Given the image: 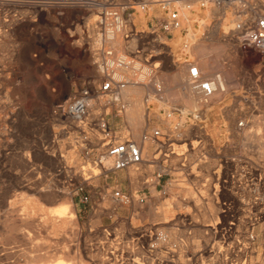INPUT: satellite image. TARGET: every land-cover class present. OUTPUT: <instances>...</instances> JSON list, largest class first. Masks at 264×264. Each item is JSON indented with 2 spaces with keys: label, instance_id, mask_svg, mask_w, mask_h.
Instances as JSON below:
<instances>
[{
  "label": "rangeland",
  "instance_id": "374dc122",
  "mask_svg": "<svg viewBox=\"0 0 264 264\" xmlns=\"http://www.w3.org/2000/svg\"><path fill=\"white\" fill-rule=\"evenodd\" d=\"M150 1L156 0H0V103L5 106V104L12 101L11 98L14 95L18 94L21 102L29 104L30 100L24 99L25 97H22V93L28 95L30 90L35 87L37 88L35 98L38 104L37 138L32 141H22L16 145L3 144L4 150L14 149L16 151L17 149L18 153H15L14 157L0 159V264H26V257L19 254L20 252L18 253V237H26L28 239L25 238L22 243L26 244L23 248L27 252L29 251L30 255L45 254L49 259V264H66L67 262L69 264L71 261L70 264H73L75 260H83L85 264H102L104 251H102L101 246L109 244L114 249L117 248L119 243L116 240L114 242L108 240L109 243H107L103 236V231L106 229H114V231L115 229L116 231L120 229L122 232H127V234L123 233L127 240L123 239V242L119 243L121 245L118 247L124 249V252H127L129 248L133 250L135 254H133L132 258L139 263L149 259V253L142 248V244L144 242L147 243V240L139 236L141 232L143 234L147 230L154 232L155 236L153 239H156L158 234H164L169 237L172 243L180 244L178 253H176L175 264H190L196 258H206L210 255L212 247H219L222 245L221 241L233 239L232 235L226 236V238L220 237L222 232L220 228L217 229V233L214 230L215 224L222 217L221 211L223 208L221 198L216 196L218 194L216 193L218 192V185H216L218 180L217 175L215 176L213 171L220 168L221 162L219 158L215 156L212 158L209 156L210 153H207L209 149L206 148L208 144L206 143V138L208 137H206L203 129L196 128V130H190V132L188 130L186 132L185 136L189 140V146H181L180 144L174 146L177 154L185 153L188 150L189 165L190 163H195L193 164V173L189 179L175 181L174 188L167 198H162L157 192H154L153 197L148 199L146 205L135 206L134 213L130 214L127 211L129 210L128 208H119L117 210L119 216L131 218V215H134V217H137L138 223L135 226L140 228L139 232H134V240H132L131 236L128 238L130 227L126 222L127 220H116L112 213H108L103 209L111 208L110 206L113 203L108 202V200L101 203L98 202L90 218L88 211L82 207H80L81 211L77 212L76 198L84 194L92 196L94 188L99 185L104 186L106 182L105 174H102L96 163V157L102 151V144L98 141L99 133L96 130L94 135L93 131L83 133L77 128L78 122L74 123L68 120L63 115L65 114L63 112H66L74 95L85 82L83 81L85 79H83V76H91L93 77L91 78L92 80L100 81L101 79V74L94 64L98 60L96 53L101 36L97 21L103 9L109 5L120 8L122 5L131 4V6L135 7V11L133 10L131 13H133L132 21L135 24L136 31L148 32L147 22L150 17L146 18L138 5L139 3ZM255 2L258 10L264 13V0H256ZM152 8L153 11L150 14L160 17L161 12L158 4L152 6ZM224 11L229 17L232 15L231 17L235 19V9L233 7L225 8L220 12L213 8L209 9V11L202 10L199 18H196L199 24H197L194 32L185 37L180 32H177L175 37H170L165 42L170 46V51L174 55L176 64L174 68H178L182 66L185 54L189 56L190 60L197 62L196 56L191 54L193 37H204V35L208 37L211 30L218 29L216 40L224 47L223 53H226L220 57L211 54L210 63L215 66L217 73H221L226 78L227 82L230 79L225 72L231 73L232 70L235 72L234 80L228 83V92L218 102L219 106L224 103L228 105L227 101L222 102L223 99H236L239 95L244 101L242 107L245 108L248 121L250 122V125L243 132L244 139L240 144L242 149L239 143H236L237 150L223 149L221 151L220 147L218 151L229 156H234L237 153L242 154L241 162L249 173L246 175L249 183H246V190L241 193H243L246 202H250L257 196L264 197V59L253 53L244 55L238 49L236 41L232 38V30H226L220 25L223 21ZM233 26H235V20ZM130 29L129 23L126 31ZM132 38H135L133 40L135 42L131 41ZM132 38L130 40L131 47L138 43L136 36ZM184 38L190 41L188 49L184 48L185 42H181ZM116 40L119 41L121 47L119 45L115 46L116 41L111 42V45L109 44L108 46L114 48L117 52H125L127 42L124 34H118ZM32 56H35L36 59L30 60ZM172 59H167L165 62L166 68L171 65ZM135 64L136 68H138L137 62ZM174 68H169V70L175 71ZM150 69L152 68L143 65L138 77L145 76L147 79H144L148 82ZM12 70L14 72H11ZM32 70L37 73L35 74L36 79L33 78ZM206 72H208L207 69H204L205 74ZM124 75L130 79L135 78L133 69L126 71ZM156 82H158V79ZM158 83L161 82L159 81ZM161 86L162 92L160 94L153 93L154 83H152L151 87L144 90L143 103L149 113L147 118L148 116L151 117L148 124L153 123L155 126L159 123L158 119H164L170 106L167 104V93L162 84ZM146 91L149 92V97H147ZM180 91L178 85L174 87L172 98L175 97L177 99ZM162 95L165 98L164 100L160 99ZM123 102L125 101L123 100ZM196 104H192V108ZM58 105L63 107L59 111L56 110ZM97 107L99 106L97 105ZM199 107L201 108V104H199ZM202 108L205 110L204 117L209 106L202 105ZM90 110L91 115L89 118L91 120L94 118V114L103 112L100 108H91ZM6 112L7 110L3 111L2 118L8 117ZM107 112L110 114L108 118H114L115 127H112L121 137L127 138L130 136L134 140L138 139V142L141 140L142 133L147 129L148 124L139 129L137 135H135L133 133L134 130L128 125L125 112H118V110L113 109ZM48 125L49 134L47 133ZM205 125L206 123L204 122L203 126ZM158 128L163 132L168 130L162 125L158 126ZM219 130V128L217 131L214 127H209V131L215 137L221 133ZM215 131L217 132L215 133ZM88 140L93 141L90 144L94 145V148L91 155L85 158V147L89 144ZM218 142L220 141L217 140L216 143ZM48 152L49 154H47ZM176 156L174 155L173 157L174 163L180 161L179 157ZM130 173L136 175L133 169H131ZM123 174L121 176L124 177L125 172ZM109 176L111 179L108 181L117 180L118 177L115 174ZM69 178L73 179L74 183L71 184ZM26 183L28 184L25 185ZM123 183L124 187H127L126 182ZM36 184L38 186L44 184L41 187L47 185L49 190L56 189L61 192L63 190L64 193H59V195L71 202L73 213L76 216L75 220L69 223L68 219H65L66 224H62V229L60 227L49 228V222L55 223V220L49 218V211L53 209L49 208V205L55 207L53 205L57 203L49 204V200L44 201L42 198L35 203L30 202L31 198L29 195L32 192H30L28 187H37ZM79 187H81V191ZM187 190L193 192L190 194L187 193ZM255 191L256 193H254ZM53 193L55 192L53 191ZM233 193V197H235V192ZM192 194L193 197L197 198L191 197ZM165 203L172 204L175 208L172 210L175 215L170 222L164 224L163 220L160 219L161 217L146 215L151 210L160 211L161 207H165ZM21 208L29 210L33 208L37 210L39 208L35 211V218L33 219L35 225L33 228L28 227V229L19 231V226L17 227V225ZM234 208L238 209L236 206ZM214 210H216V216ZM251 211V209L246 208L247 218L252 216ZM45 212L46 214H44ZM209 212L212 213L209 214ZM209 215L210 218H208ZM261 228H256V232L259 233L262 230ZM28 231L30 234H27ZM6 234H8L6 236L7 239L5 237ZM27 236L31 239L36 237L34 241H37V243L33 240L31 241ZM260 236L262 239L263 235L261 234ZM222 238L225 240H221ZM128 240L129 242L127 243ZM12 241L13 243L17 242V245L16 243L13 244ZM38 241L41 242L39 243ZM31 242L33 243L31 244ZM124 242L126 243L124 244ZM26 246L27 248H25ZM104 249H106V246ZM154 255H164V253L158 252L154 253ZM128 256L125 254V257ZM11 257H17L18 260L21 259L22 261L17 260L16 263V259L14 258V261ZM32 264L39 263L33 262Z\"/></svg>",
  "mask_w": 264,
  "mask_h": 264
},
{
  "label": "built area",
  "instance_id": "2783aa9c",
  "mask_svg": "<svg viewBox=\"0 0 264 264\" xmlns=\"http://www.w3.org/2000/svg\"><path fill=\"white\" fill-rule=\"evenodd\" d=\"M255 1L156 0L139 3L138 6L145 17H150L147 22L148 32L136 31L132 21L133 13H131L135 7L131 4L122 5L120 8L109 5L103 9L97 21L101 36L96 53L98 60L94 64L101 74V79L100 81H85L63 115L74 123L78 122L77 128L83 133L93 131L94 135L95 130L99 133L98 141L102 144V151L97 155L96 163L102 174H105L106 180L111 179L109 176L111 174L116 175L125 172L127 179L130 182L137 181L138 185L137 190L130 194L125 193L119 185L116 187L106 186V188L95 187L94 198L87 194L80 196L81 203L89 207L90 213L95 211L98 202L110 200L113 203L111 208L104 209L115 216L119 208H131L133 204L146 205L148 199L153 197L150 192L152 189L160 197L167 198L178 178L181 180L189 179L195 163L189 165L188 150L181 153L182 155L177 154L174 145L185 144L189 146V140L185 136L186 132L196 130V128L203 129L205 110L202 105H209L216 93L226 94L228 92L227 86H225L226 80L221 73L209 76L202 74L196 62L190 60L189 56L185 54L183 64L188 66V83L199 99L201 108L197 106L193 109L169 107L164 119H158L160 124L164 122V127L168 129L167 132H163L158 127H148L142 133L139 142L130 136L121 137L108 121L110 114L107 111L110 109L118 110V112L126 111L127 103L123 102L122 96L124 90L130 85H144L149 88L154 83L153 91L159 94L162 92V86L156 82V76L165 69V62L168 58H173L170 66H176L174 55H172L171 48L165 40L175 37L177 32H180L183 37L194 32L197 24H199L196 18H199L202 10L233 7L235 9V26L231 33L238 49L244 55L253 53L264 59V13L258 10ZM156 4L160 8V17L150 14L153 11L152 6ZM129 23L131 29L126 31ZM120 33L124 34L127 46L131 45L130 40L133 36H136L137 44L141 43L142 46L137 47L135 52L131 53L117 52L108 45L114 42ZM134 39L132 38L131 41ZM181 42H185L184 48H189L190 41L188 39L184 38ZM135 62L140 63L138 68H136ZM143 65L152 68L148 74V82L138 77ZM130 69L134 71V79L124 75ZM237 97L240 98V96ZM11 100L10 103L5 104L4 111L7 110L9 121H15L16 115L26 102H21L18 94L14 95ZM241 102L244 103L243 100ZM62 108L58 105L56 110L59 111ZM91 108H100L103 112L94 114V118L91 120L89 118ZM241 111L246 112L244 107H241ZM245 115L237 122L236 131L239 133L244 132L246 127L250 125L247 112ZM90 135L92 136L91 133ZM160 138L164 140H160ZM87 142L89 144L85 147V158L91 155L94 148V145L90 144L93 142L92 140ZM150 143L156 144L157 148L152 155L148 156L145 145ZM224 149L237 150V145L236 143H228ZM174 155L179 157L180 161L177 163L173 162ZM218 158L221 165L220 168L214 169L213 174L217 175L218 192L216 193L218 194L216 196L221 198L223 209L221 211L222 217L215 224L214 230L217 233V229L220 228L222 230L220 237L226 238V236L232 235L233 239L229 241L222 238L221 240L225 241L220 240L221 246L212 247L208 257L196 258L190 264H264V197L257 196L252 201L246 202L243 193H241L246 190V183H249L246 177L249 173L241 162L242 154L237 153L234 156H229L220 152ZM131 169L136 172V175L130 173L129 170ZM177 173L180 176H175ZM69 182L74 183L71 178H69ZM79 190L81 191V187ZM233 192H235V197H233ZM235 206L238 209L234 208ZM246 208L252 210L250 218L246 217ZM258 227H262L259 233L256 232ZM138 230L139 228L130 229L128 238L131 236L134 240V232ZM123 233L127 234L120 229L117 231L116 229L115 231L114 229H106L103 231V236L107 243L110 240L122 243L123 239H126ZM261 234L263 235L262 239ZM139 236L147 240V243L142 244V248L149 253V259L142 263L136 262V259L132 258L135 252L129 247H127L129 250L124 252V249L118 247L121 245L119 243L114 249L109 244H105L101 246L105 255L102 264H175L179 243H172L169 237L164 234H158L156 239H153L154 232L148 230L144 231L143 234L141 232ZM137 242L140 243L139 240ZM105 246L106 249H104ZM158 252H162L164 255L155 256L154 253ZM125 254L129 256L125 257Z\"/></svg>",
  "mask_w": 264,
  "mask_h": 264
},
{
  "label": "crops",
  "instance_id": "0c3cea01",
  "mask_svg": "<svg viewBox=\"0 0 264 264\" xmlns=\"http://www.w3.org/2000/svg\"><path fill=\"white\" fill-rule=\"evenodd\" d=\"M142 44H137L135 46H127L126 43V49L125 52L127 53H131V52H135L134 50L137 47H141ZM35 60L36 57L32 56V58H30V60ZM31 63H33L31 61ZM173 66H167V68L165 70H162L159 72V74L156 76V80L158 79V82L160 81L163 85V87L165 86L164 81L166 79H172L174 77V75H176L178 72H182L185 74L186 80L188 79V66L182 64V66H179L178 68H174L175 71L173 70H169V68H172ZM183 67V68H182ZM35 68V67H34ZM12 72H14L12 70ZM32 75L34 74L33 78H35V74L36 71L32 70L31 71ZM217 73L216 69H213L212 73L210 74H204L206 76L209 75H213ZM164 74H166L164 76ZM174 74V75H173ZM162 75V76H161ZM87 77V78H86ZM85 78V79H84ZM91 76H83V81L86 80H92ZM180 88V94H178V98L176 99L175 97L172 98V96L168 97L167 96V104L170 105V108H189L193 109L196 108V102H197V96L193 93V91L188 88H185L184 86L182 87V85L178 86ZM164 90L166 91L165 87ZM187 91V92H186ZM47 92V91H46ZM35 94L37 95V88L33 87V89L30 90L28 95H25L24 93H22V97L24 96L26 100H30L29 104L28 103H24L22 105L21 110L18 112V114L16 115V120L15 121H9L8 117L7 118H2V113L4 111L5 106L3 104L0 103V159L5 158V157H14L16 154L18 153V150L16 149V151L13 150H4L3 148V144L7 143V144H18L22 141H32L34 139L37 138L38 135V128H37V120H38V104L36 103V98H35ZM149 92L147 93L146 91V95L148 97ZM167 95V94H166ZM173 95V93H172ZM186 96V97H185ZM239 96V95H238ZM188 98V99H187ZM161 99L164 100V96H161ZM196 101H195V100ZM215 98H213L211 100L210 103L211 104V108L208 109L207 113L204 116V120L203 123L205 122L206 125L203 126V130L206 133V138L207 141L206 143L207 146L206 148L209 149V151L207 153H210V157H219V153L224 149V146L228 145V143H239V145L243 142L244 136H243V132L239 133L236 131V127H237V122L239 119H241L242 117L246 116V112L241 111V107H242V102H241V98H237L236 99H223L222 102H226L228 103V105H226L225 103H221L223 105L219 106L220 104L218 103V100H214ZM222 100V98H221ZM190 104H189V102ZM193 104H196L193 108L191 107ZM215 105V106H214ZM108 121L111 123V125L113 127H115V123H114V118H108ZM164 126L162 123H158L156 126L152 124H148V127H158V126ZM217 126L221 131L220 134H218L216 137L213 136V134H211V132L209 131V127H214ZM202 130V129H201ZM47 133L49 134V125L47 126ZM160 140H164L163 138H160ZM219 140L220 142L216 143V141ZM200 142V140H199ZM202 142V141H201ZM149 145V146H148ZM221 145V146H219ZM147 147V148H146ZM221 147V151H218ZM157 148V145L154 143H150V144H146L145 145V151H146V155H152L155 150ZM242 149V147H240ZM183 153V152H182ZM8 155V156H7ZM182 155V154H180ZM164 163V162H163ZM121 175H124L123 173H118L116 174L117 180L113 179L111 181L106 180L104 186L99 185L103 188H106V186H111V187H116L117 185H119L121 187V189L125 192V193H132L135 192V190H137L136 184L138 185V182L136 181H129L126 177V175L123 177ZM175 176H180L179 173L175 174ZM174 176V177H175ZM116 180V182H115ZM127 180V181H126ZM178 181H180L181 179L178 178ZM120 182V183H119ZM126 182L127 187H124V183ZM28 183H26L25 185H27ZM31 184V183H30ZM135 185V187H134ZM151 194H154V190L152 189ZM91 198H94V194L91 196ZM77 203H76V208H77V212L79 213L80 207H82L83 209L87 210L89 213V218L91 217V214L89 212V207L83 203H81L80 201V196L78 198H76ZM108 202H110V200H108ZM135 204H133L131 206V208L128 207H124V208H128L129 210H127L128 212L134 213V209H135ZM104 209V208H103ZM120 211V210H119ZM116 217V220H123L125 219V221L128 223L130 229H134L137 228L135 225L132 224V218L134 217V215H131L130 217H123V216H119L118 213H116V215L114 216ZM89 221V219H88ZM140 228V227H139Z\"/></svg>",
  "mask_w": 264,
  "mask_h": 264
},
{
  "label": "bare ground",
  "instance_id": "6f19581e",
  "mask_svg": "<svg viewBox=\"0 0 264 264\" xmlns=\"http://www.w3.org/2000/svg\"><path fill=\"white\" fill-rule=\"evenodd\" d=\"M92 4V3H91ZM225 8H214V10H217V11H222V10H224ZM232 13V12H231ZM232 16V15H231ZM229 17L228 15H227V13H226V11H224V14H223V21H222V23L220 24V25H222L223 27H224V29H228V30H232L233 28H234V26H233V22H234V18L233 17ZM225 17V18H224ZM205 27H207V26H205ZM217 32H218V29H213V30H211L210 32H209V36L208 37H206V35H204V37L203 36H200V37H193V44H192V47H191V54L192 55H194V56H196V58H197V62H196V64H197V66L200 68V70H201V72H202V74H205L204 73V69L206 70L207 69V71L208 72H206V74L208 75V74H210V73H212V71H213V69H215V66L214 65H212L211 63H210V60H209V58H210V56H211V54H215L216 56L218 55V57H220V56H222L224 53H226V52H224L223 53V51H224V47L220 44V43H218L217 42V40H216V37H217ZM121 37V36H120ZM221 38V37H220ZM116 42H115V46L116 45H119V41H120V39H119V41H117V40H115ZM124 41V40H123ZM10 42H12V41H10ZM133 42H135V41H133ZM209 42V43H208ZM8 43V42H7ZM13 43V42H12ZM8 45V44H7ZM111 45V44H110ZM228 45V44H227ZM120 47H121V45H119ZM123 46V45H122ZM8 48H10V47H8ZM117 49V48H116ZM126 49V48H125ZM118 50V49H117ZM119 50H121V48H119ZM123 50H124V48H123ZM8 51H9V49H8ZM122 51V50H121ZM227 51H229V50H227ZM14 52V51H13ZM119 52V51H118ZM122 53V52H121ZM14 54V53H13ZM18 54V53H17ZM225 55V54H224ZM193 56V57H194ZM226 57V56H225ZM224 58V57H223ZM222 58V59H223ZM212 59H214V58H212ZM211 59V60H212ZM220 63V62H219ZM139 64L140 63H138L137 65L139 66ZM185 65V64H184ZM231 65V64H230ZM230 65H229V67H230ZM157 66H158V64H157ZM232 66V65H231ZM137 67V66H136ZM219 67V66H218ZM183 68V67H182ZM222 68V67H221ZM231 68H233V67H231ZM235 68V67H234ZM231 71V70H230ZM146 72H147V70H146ZM225 74H226V76L230 79V81H233L234 80V75H235V72L232 70V72L230 73V72H228V73H226L225 72ZM228 74V75H227ZM237 74V73H236ZM166 74H164V76H165ZM174 75V74H173ZM162 76V75H161ZM145 78V76H141V80H145L144 79ZM226 79V78H225ZM224 80V79H223ZM230 81H228L227 82V80L225 81V86H229L228 85V83L230 82ZM236 81V80H235ZM163 84H165V89H166V93H167V96L168 97H170V96H172V90H173V88L174 87H177V85L179 86V85H182V87L184 86L185 88H188V89H190V86H189V83H188V79L186 80V77H185V74L184 73H182V72H178L176 75H174V77L172 78V79H166L165 81H164V83ZM147 87L146 86H144V85H130V86H128L125 90H124V92H123V99H124V101L127 103V109H126V111H125V113H126V116H127V121H128V125H129V127L131 128V129H133L134 130V132L133 133H135V135H137V133H138V131H139V129H141L142 127H144L146 124H148L149 123V121H150V119H151V117L150 116H148V118H147V115L149 114L146 110V108H145V106H144V103H143V98H144V90L146 89ZM182 90V89H181ZM164 91V90H163ZM187 92V91H186ZM147 93H148V91H147ZM153 93H156L155 91H153ZM179 94H180V92H179ZM223 95H224V93H216V95L214 96L215 97V99L214 100H218V102L221 100V98L223 97ZM158 96V95H157ZM186 97V96H185ZM188 99V98H187ZM195 100V99H194ZM199 99H197V106L199 107V104H200V102L198 101ZM155 101H157V100H155ZM196 101V100H195ZM151 102V101H150ZM189 102V101H188ZM149 104V103H148ZM158 104V103H157ZM189 104H190V102H189ZM193 104V103H192ZM210 104H212V103H210ZM206 105V107H208L209 106V109L211 108V105ZM150 105H152V104H150ZM159 105V104H158ZM215 106V105H214ZM192 107V106H191ZM153 108V107H152ZM155 108V107H154ZM153 108V109H154ZM188 108V107H187ZM190 108V107H189ZM148 109H149V107H148ZM156 109V108H155ZM157 110H159V109H157ZM151 111H152V109H151ZM161 111V110H160ZM155 112V111H154ZM124 113V112H123ZM151 115V114H150ZM165 115V114H164ZM126 120V119H125ZM127 121H125V122H127ZM126 128V127H125ZM214 128L218 131V127L217 126H214ZM129 130V129H128ZM217 131H215V133L217 132ZM131 132V131H130ZM97 135V134H96ZM131 135H133L132 133H131ZM259 135V134H258ZM138 140V139H137ZM254 144V143H253ZM149 146V145H148ZM174 146H178V145H174ZM181 146H185V144H181ZM251 147H252V145H251ZM147 148V147H146ZM174 150H175V148H174ZM264 151V150H263ZM70 155V154H69ZM68 155V156H69ZM67 156V157H68ZM194 156V155H193ZM77 159H78V157H77ZM75 162H78V161H75ZM52 164V163H51ZM53 167V166H52ZM131 171V170H130ZM205 182V181H204ZM35 185V184H34ZM44 185V184H43ZM43 185H41V186H43ZM36 186L37 187H28V189L30 190V192H32V194H30L29 195V197L31 198L30 199V202H32V203H35V202H37V201H39L40 200V198H42V200H44V201H47V200H49V204H55V203H57L56 205H53V206H55V207H52L51 205H49V208H53V209H51L50 211H49V218L51 219V220H55V223H52V221L51 222H49V224H50V226H49V228H54V227H62V224H66V221H65V219H68V222L70 223V222H72V221H74L75 220V218H76V216H75V214L73 213V210H72V204H71V202L70 201H67V200H65V199H63V196L62 195H59V193H61L62 194V192H63V190H62V192L61 191H59V190H53V189H51V190H49V186H47V185H45L44 187H41V186H38L37 184H36ZM25 187V186H24ZM54 187H56V186H54ZM134 187H135V185H134ZM136 187H137V184H136ZM202 187V186H201ZM186 188V187H185ZM186 189H188V188H186ZM53 191L55 192V193H53ZM181 191V190H180ZM184 191V190H183ZM50 192V193H49ZM193 192V191H192ZM191 191H188L187 190V193H192ZM64 193V192H63ZM203 193V192H202ZM185 194V193H184ZM189 194V195H190ZM66 195H67V193H66ZM197 196H198V193H197ZM202 196V195H201ZM184 197V196H183ZM191 197H193V194L191 195ZM190 197V198H191ZM195 197V196H194ZM193 197V198H194ZM24 198V197H23ZM195 198H197V197H195ZM194 198V199H195ZM184 199V198H183ZM189 199V198H188ZM193 199V200H194ZM186 200V199H185ZM55 202V203H54ZM208 203V202H207ZM36 204H38V203H36ZM174 204V203H173ZM212 204V203H211ZM27 205V204H26ZM25 205V206H26ZM34 205V204H33ZM28 206V205H27ZM41 206V205H40ZM165 206V207H164ZM164 208H162L161 207V209H160V211H155V210H151V212L150 213H147L146 215L147 216H152V217H161L160 219L161 220H163L162 222L164 223V224H166V223H168V222H170L171 220H173L172 218H173V216L175 215V213H173L172 212V210H174L175 208H174V205H172V204H169V203H165L164 204ZM45 207V206H44ZM187 207V206H186ZM206 207V206H205ZM212 207H214V206H212ZM212 207H211V209H212ZM29 208V207H28ZM32 208V207H31ZM150 208V207H149ZM155 208V207H154ZM153 208V209H154ZM39 209V208H38ZM37 209V210H38ZM45 209V208H44ZM47 209V208H46ZM178 209V208H177ZM182 209V208H181ZM36 210V208L34 209H23V208H21V213H20V217L18 218V225H17V227L19 226V231H22V230H24V229H28V227H32L33 228V226L35 225V222H34V218H35V211H37ZM41 210V209H40ZM48 210V209H47ZM210 210V209H209ZM149 211V210H148ZM188 211V210H187ZM215 211L216 210H214V213H215ZM142 212V211H141ZM204 212H205V210H204ZM37 213V212H36ZM105 213V212H104ZM210 213H212V212H209V214ZM44 214H46V212L44 213ZM218 215V214H217ZM99 216V215H98ZM204 216V215H203ZM215 216H216V213H215ZM101 217V216H100ZM136 218L137 217H133V220H132V224L133 225H136L138 222H137V220H136ZM171 218V219H170ZM207 218V217H206ZM208 218H210V215H209V217ZM11 219V218H10ZM96 219V218H95ZM155 219V218H154ZM153 219V220H154ZM215 219H216V217H215ZM15 220V219H14ZM99 220H100V218H99ZM13 221V220H12ZM16 221H17V219H16ZM210 221V220H209ZM125 223V222H124ZM17 224V223H16ZM127 224V223H126ZM125 224V225H126ZM11 225V224H10ZM37 225V224H36ZM72 225V224H71ZM122 225H123V223H122ZM127 226V225H126ZM7 227V226H6ZM16 227V226H15ZM71 227V226H70ZM73 227V226H72ZM166 227V226H165ZM5 228V227H4ZM13 228V227H12ZM168 228V227H167ZM15 229V228H14ZM17 229V228H16ZM55 229V228H54ZM62 229V228H61ZM64 229V228H63ZM162 229V228H161ZM200 229V228H199ZM6 230V229H5ZM71 230V229H70ZM76 230V229H75ZM164 230V229H163ZM12 231H13V229H12ZM16 231V230H15ZM78 231V230H77ZM17 232H18V230H17ZM24 232V231H23ZM203 232V231H202ZM11 233V232H10ZM71 234H72V232H70ZM5 234V233H4ZM21 234V233H20ZM27 234H30L29 233V231L27 232ZM75 234V233H74ZM77 234V233H76ZM8 234H6L5 235V237L7 236ZM11 235V234H10ZM24 235V234H23ZM31 235H32V233H31ZM17 236V235H16ZM33 236V235H32ZM74 236V235H73ZM27 237H29V236H27ZM34 237V236H33ZM14 238H16V237H14ZM26 238V237H25ZM25 238H22V237H18L17 238V241L19 242V250H18V253L19 254H22L24 257H26V264H32L33 262H38L39 264H49V259H48V257L47 256H45V254H41L39 251V253H40V255H34L33 256V254L32 255H30V252L28 251H26V249H24L23 248V246L24 245H26L25 243H22V242H24V240H25ZM38 238V237H37ZM6 239H7V237H6ZM27 239V238H26ZM29 239H31L30 237H29ZM36 239V237L33 239H31V241L33 240H35ZM73 239V238H72ZM4 240H5V238H4ZM13 240V239H12ZM16 240V239H15ZM28 240V239H27ZM35 242V241H34ZM39 242V241H38ZM41 242V241H40ZM39 242V243H40ZM12 243H13V241H12ZM14 243H16V245H17V242H14ZM13 243V244H14ZM33 242H31V244H32ZM35 243H37V241L35 242ZM5 244H7V243H5ZM10 244H11V242H10ZM46 244V243H45ZM71 244V243H70ZM16 245H15V248H16ZM37 245V244H36ZM41 245V244H40ZM6 246H8V245H6ZM28 246V245H27ZM27 246L25 247V248H27ZM42 247H45V246H43V245H41ZM14 247V246H13ZM30 247V246H29ZM71 247V246H70ZM69 247V248H70ZM5 248V247H4ZM11 248V247H10ZM37 248H38V245H37ZM12 249V248H11ZM29 249V248H28ZM43 249V248H42ZM38 250V249H37ZM47 250V249H46ZM49 250V249H48ZM69 250V249H68ZM12 251H13V249H12ZM41 251V250H40ZM44 251V250H43ZM15 252V251H14ZM73 252V251H72ZM8 253H10V252H8ZM11 253H13V252H11ZM43 253V252H42ZM69 253V252H68ZM74 253V252H73ZM72 253V254H73ZM80 254V253H79ZM10 255V254H9ZM78 255V254H77ZM8 256V255H7ZM12 256H13V254H12ZM79 256V255H78ZM99 256V255H98ZM102 257V256H101ZM103 257H104V254H103ZM102 257V258H103ZM12 258V257H11ZM15 258V257H14ZM14 258H12V259H14ZM16 259V263H17V257L15 258ZM15 259H14V261H15ZM71 259V258H70ZM21 259H19L18 261H20ZM61 260V259H60ZM22 261V260H21ZM58 261V260H57ZM66 261V260H65ZM77 260H75V262L73 261V264H85L84 262H83V260H80V261H77ZM102 261H103V259H102ZM60 262H63V261H60ZM70 262V261H69ZM72 262V261H71ZM70 262V263H71ZM9 263V262H8ZM69 263V264H70ZM7 264V263H6ZM12 264H14V263H12ZM51 264V263H50ZM59 264H61V263H59ZM65 264V263H64ZM66 264H68V262L66 263Z\"/></svg>",
  "mask_w": 264,
  "mask_h": 264
}]
</instances>
